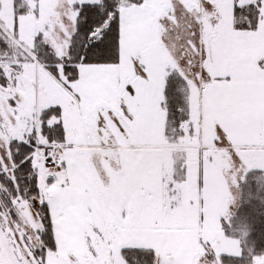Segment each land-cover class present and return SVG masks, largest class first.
I'll use <instances>...</instances> for the list:
<instances>
[{
  "label": "snow or ice",
  "instance_id": "obj_1",
  "mask_svg": "<svg viewBox=\"0 0 264 264\" xmlns=\"http://www.w3.org/2000/svg\"><path fill=\"white\" fill-rule=\"evenodd\" d=\"M0 264H264V0H0Z\"/></svg>",
  "mask_w": 264,
  "mask_h": 264
}]
</instances>
